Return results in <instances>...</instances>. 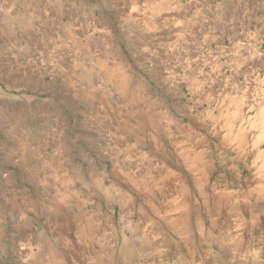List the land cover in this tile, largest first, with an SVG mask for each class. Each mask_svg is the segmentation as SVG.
<instances>
[{"label": "rangeland", "instance_id": "rangeland-1", "mask_svg": "<svg viewBox=\"0 0 264 264\" xmlns=\"http://www.w3.org/2000/svg\"><path fill=\"white\" fill-rule=\"evenodd\" d=\"M0 264H264V0H0Z\"/></svg>", "mask_w": 264, "mask_h": 264}, {"label": "bare ground", "instance_id": "bare-ground-1", "mask_svg": "<svg viewBox=\"0 0 264 264\" xmlns=\"http://www.w3.org/2000/svg\"><path fill=\"white\" fill-rule=\"evenodd\" d=\"M22 116V115H21ZM199 184V183H198ZM201 186V185H200Z\"/></svg>", "mask_w": 264, "mask_h": 264}]
</instances>
